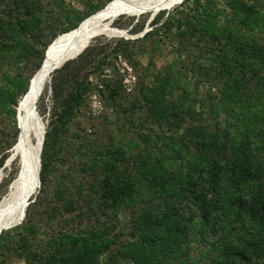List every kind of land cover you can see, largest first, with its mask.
Masks as SVG:
<instances>
[{"label": "trees", "instance_id": "1", "mask_svg": "<svg viewBox=\"0 0 264 264\" xmlns=\"http://www.w3.org/2000/svg\"><path fill=\"white\" fill-rule=\"evenodd\" d=\"M83 1L91 10L60 34L110 0ZM49 2L53 13L61 10L52 21L72 13L64 0ZM41 3L0 0L2 106L26 92L56 36L37 44ZM147 21L131 24L130 32L142 31ZM149 26L137 38L97 37L51 73L53 120L40 153L41 187L22 221L0 232L2 258L14 253L24 264H264V0H184L160 11ZM32 58L26 79L3 69L12 63L20 70ZM158 59L166 61L158 65ZM122 62L135 77L129 88L119 77L121 69L127 72ZM94 95L100 105L91 124L96 138L85 144L83 169L96 174L101 214L79 227L64 215L73 206L62 178L56 177L52 193L62 204L48 201L46 178L60 135L78 113L85 116ZM84 129L75 136H87ZM17 172L15 160L2 194Z\"/></svg>", "mask_w": 264, "mask_h": 264}, {"label": "rangeland", "instance_id": "2", "mask_svg": "<svg viewBox=\"0 0 264 264\" xmlns=\"http://www.w3.org/2000/svg\"><path fill=\"white\" fill-rule=\"evenodd\" d=\"M55 1L57 2V0ZM99 1L106 2V0H99ZM96 2L97 1H94V3ZM41 4H42L41 15L43 19L42 21L39 22L37 28L34 31V36L37 38V44L40 47L43 46L46 42H48L49 39L54 34H56L55 36L56 38L57 35L60 34V29H63L66 26L70 25L71 23L75 22L79 16H82L91 10L89 3H84L83 0H64V5H66V7H71V8L73 7L72 13L68 18H62L59 21H52L55 18V14H57L56 12H61L60 8H57L56 12L53 13V11L49 10V8L52 7L51 2H49V0H42ZM178 5L179 4H176L172 7H160V8L151 5L133 13H123L114 20L113 26L117 30H126L129 35L128 38L141 37L140 34L145 29L146 24L142 31L136 33L130 32L131 24H135L136 22L140 23L142 19L148 20L153 13L157 15L160 11L163 10L170 11ZM156 9L159 10L156 12L155 11ZM97 37H104L107 40H115L123 36H119V35L108 36L101 34L95 36L90 41V43L94 41V39ZM55 38H53L49 42V44ZM124 38L127 39V37ZM49 44L47 45V47L49 46ZM168 59H170L169 56ZM36 60H37L36 58L30 59L28 62L22 65L20 70L16 69V67L12 63H8L4 65L3 69L12 76L26 79L27 76L29 77L30 71L32 70V67H34ZM119 61L120 59L118 60V63ZM141 61L142 62L146 61L144 56H141ZM165 61H166L165 59L157 60L158 65L163 64ZM122 64L125 69L127 68V72H124V70L121 69L119 77L123 78L122 80L123 83L127 85L129 88L130 85H133L135 77L133 76V71L131 70L129 65H127L126 62H122ZM49 85L50 82L48 80L45 85L43 94L40 97L39 101L37 102V109L44 123L45 133L48 130V128H50L51 121L53 120V114H52L53 98ZM22 90L23 89H21V91H18L17 89L18 92H16L14 99L15 101H17V103L15 102L16 105L14 102L9 103L8 105L5 106L4 105L2 106V104L0 103V161L2 160V156L5 153L8 154V157L3 161V164L0 165V178H1L0 197H2L7 192L8 187L10 185L9 184L7 188H5V193L2 194L4 189H2L1 184H3V182L10 177V174L14 169L15 161L11 166L7 165L6 161L9 158L11 150L13 149L14 145L17 143L18 140V134H16L15 131L14 116H16V121H18L16 106L18 104V100L20 99V97L24 94V93L22 94ZM99 107L100 105L97 97L95 95L92 96L91 99L89 100L87 108H85L86 109L85 116L81 113H78L77 117L70 124L68 131L60 135V143L58 146L59 155L58 158L55 160V162L51 165L46 178V182H47L46 184L48 188L51 189V194L48 201L55 202L57 204H62V202L59 201L57 198L54 199L52 193L53 191L58 189L56 183V177L62 178L63 187H61V190L63 191L64 196L71 199L73 206V210H71V212L70 211L65 212L64 215L67 218H70L72 224L78 225L79 227H84L86 225L94 224L95 221L99 219V216L101 214L100 211L97 209V200L99 194H98V188L95 185L96 174L89 170L83 169L84 163L87 162L89 158V155H87V153L85 152V147H86L85 144L86 142H91L93 141L94 138H96L95 133L93 132L96 129V127H92L91 124L93 123L92 118L97 117L99 114ZM9 108L13 110L12 111L13 114L12 113L10 114L8 112L10 110ZM83 128H85L84 130L88 131L87 136L86 134L83 133L81 136L78 137L75 136V133H77L78 131L82 132ZM101 137L103 138L102 140H104L103 144L104 145L108 144L109 142L108 137L104 135H101ZM75 145L78 146L79 150L76 149ZM80 146L82 148H80ZM40 187H38L36 181L33 182L30 186L29 198L35 196L40 190ZM7 229L9 230V228ZM0 264H24V261L21 258L17 257L14 253H7L4 255L3 258L0 255Z\"/></svg>", "mask_w": 264, "mask_h": 264}, {"label": "bare ground", "instance_id": "3", "mask_svg": "<svg viewBox=\"0 0 264 264\" xmlns=\"http://www.w3.org/2000/svg\"><path fill=\"white\" fill-rule=\"evenodd\" d=\"M181 1L183 0H111L78 27L59 34L49 44L45 61L30 79L28 89L20 97L16 106L20 132L6 164L11 166L17 159L18 171L22 166L23 173L19 179H16L17 172L7 192L0 197V232L18 224L25 216L30 186L36 181L39 171L37 155L45 130L37 109V102L43 94L54 67L83 51L97 35L121 36L124 30H117L113 26L114 20L121 14L133 13L151 5L157 8L172 7Z\"/></svg>", "mask_w": 264, "mask_h": 264}, {"label": "water", "instance_id": "4", "mask_svg": "<svg viewBox=\"0 0 264 264\" xmlns=\"http://www.w3.org/2000/svg\"><path fill=\"white\" fill-rule=\"evenodd\" d=\"M184 1V0H183ZM183 1H181L179 4H181ZM154 17V15H151V17H149V19H148V21H147V23H146V27H145V29L141 32V36H143L144 35V33L146 32V31H148V29H149V23H150V21L152 20V18ZM98 34V33H97ZM97 34H95V35H97ZM121 36H123V37H127L128 38V33H127V31L126 30H124L123 31V34L121 35ZM85 49V48H84ZM83 49V50H84ZM46 51H47V49H46ZM82 52V51H81ZM81 52H79V53H77V54H75V55H73V56H71V57H69L66 61H68V60H70V59H74V58H76ZM46 54H47V52H45V57H46ZM45 57H44V59H43V61H42V64H43V62L45 61ZM65 61V62H66ZM64 62V63H65ZM41 64V65H42ZM63 64V63H62ZM61 64V65H62ZM61 65H59V66H56V67H54V70L56 69V68H59ZM53 70V71H54ZM38 71V70H37ZM36 71V72H37ZM35 75V74H34ZM49 82H50V79H49ZM40 118H41V116H40ZM44 133H45V130L43 131V136H42V139H41V141H40V143H39V149H38V155H37V164H38V169H39V171H38V173H37V175H36V182H37V184H38V187H40V184H41V180H40V167H41V157H40V153H41V149H42V144H43V139H44ZM22 173H23V171H22V166L20 167V169H19V171H18V175H17V178L16 179H19L20 177H21V175H22ZM30 203V200L28 201V204ZM25 214V213H24Z\"/></svg>", "mask_w": 264, "mask_h": 264}]
</instances>
